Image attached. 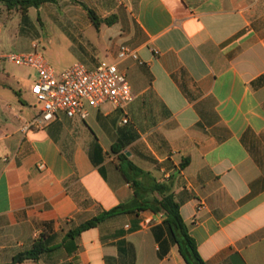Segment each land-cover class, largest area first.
Here are the masks:
<instances>
[{
  "label": "crops",
  "instance_id": "obj_1",
  "mask_svg": "<svg viewBox=\"0 0 264 264\" xmlns=\"http://www.w3.org/2000/svg\"><path fill=\"white\" fill-rule=\"evenodd\" d=\"M83 5L113 24L97 29ZM1 9L0 264H187L164 212L122 213L71 236L134 200L121 155L170 187L206 264H264V0ZM10 36L19 55L59 37L66 68L117 63L134 101L89 108L86 120L60 113L46 130L24 132L43 104L6 66ZM122 45L138 59L120 60ZM37 242L43 254L15 262Z\"/></svg>",
  "mask_w": 264,
  "mask_h": 264
},
{
  "label": "built area",
  "instance_id": "obj_2",
  "mask_svg": "<svg viewBox=\"0 0 264 264\" xmlns=\"http://www.w3.org/2000/svg\"><path fill=\"white\" fill-rule=\"evenodd\" d=\"M38 47L35 44V51L30 54L11 53L4 56L12 64L33 69L37 75L32 94L43 104V109L39 115L24 124V132L46 130L60 113L69 118L86 120L89 108L110 104L116 110H125L134 101L132 87L127 77L120 72L117 63L104 61L92 69L76 63L58 73ZM118 58L137 60L138 55L135 50L122 45Z\"/></svg>",
  "mask_w": 264,
  "mask_h": 264
},
{
  "label": "trees",
  "instance_id": "obj_3",
  "mask_svg": "<svg viewBox=\"0 0 264 264\" xmlns=\"http://www.w3.org/2000/svg\"><path fill=\"white\" fill-rule=\"evenodd\" d=\"M59 0H0V14L3 7L7 15L18 12L22 15L28 13L31 8H40L44 4H55ZM87 9L88 14L95 27L99 29L102 24H113L114 17L102 19L95 11ZM116 151V148H113ZM120 170L126 181L130 183L135 192V198L128 204L101 214L100 216L83 224L78 230L73 232L71 236L79 235L83 231L92 229L103 223L104 221L127 212L150 210L155 213L164 212L166 219L164 225L168 228L170 236L178 245L180 254L187 264H206L200 255L195 239L191 236L189 229L182 217L180 204L176 201L169 186L158 184L148 172L137 167L127 155L120 156ZM158 195V197L150 198V195ZM47 250L43 242H37L33 250L21 254L15 259L16 263L24 262L27 259L36 260L41 254Z\"/></svg>",
  "mask_w": 264,
  "mask_h": 264
},
{
  "label": "rangeland",
  "instance_id": "obj_4",
  "mask_svg": "<svg viewBox=\"0 0 264 264\" xmlns=\"http://www.w3.org/2000/svg\"><path fill=\"white\" fill-rule=\"evenodd\" d=\"M13 25H10V29L15 30L17 27V23H12ZM3 43L6 46L5 47V53L7 54H19V50L14 48L13 45V39H11L10 37H6L3 39ZM28 46V44H27ZM63 48L61 39L55 38V45L53 47H50L48 45L42 44L41 45V51L44 54L45 58L47 59V61L50 63V65L58 72L61 73L65 70H67L68 68H66V64L68 62V58L67 57H61V50ZM105 62L107 63H111L110 61L106 60ZM6 66L11 69L12 71L22 75V76H26L30 79V83L29 86L32 85V83H35L36 80H33V76L36 75V72L28 67H23V66H17L15 64H6ZM31 77V78H30ZM28 102L33 104L34 103V98L32 96H30L29 98H27Z\"/></svg>",
  "mask_w": 264,
  "mask_h": 264
}]
</instances>
